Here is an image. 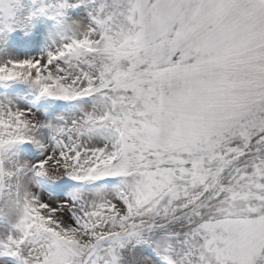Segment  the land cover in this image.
Returning a JSON list of instances; mask_svg holds the SVG:
<instances>
[{
    "label": "snow or ice",
    "instance_id": "obj_1",
    "mask_svg": "<svg viewBox=\"0 0 264 264\" xmlns=\"http://www.w3.org/2000/svg\"><path fill=\"white\" fill-rule=\"evenodd\" d=\"M0 264H264V0H0Z\"/></svg>",
    "mask_w": 264,
    "mask_h": 264
}]
</instances>
